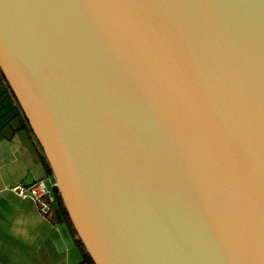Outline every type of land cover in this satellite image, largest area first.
Masks as SVG:
<instances>
[{"label": "water", "instance_id": "1", "mask_svg": "<svg viewBox=\"0 0 264 264\" xmlns=\"http://www.w3.org/2000/svg\"><path fill=\"white\" fill-rule=\"evenodd\" d=\"M0 73L95 264H264V0H0Z\"/></svg>", "mask_w": 264, "mask_h": 264}, {"label": "crops", "instance_id": "2", "mask_svg": "<svg viewBox=\"0 0 264 264\" xmlns=\"http://www.w3.org/2000/svg\"><path fill=\"white\" fill-rule=\"evenodd\" d=\"M13 97L0 73V264H83L82 250L58 202L53 198L45 217L32 199L10 190L37 180L51 189L55 182Z\"/></svg>", "mask_w": 264, "mask_h": 264}, {"label": "built area", "instance_id": "3", "mask_svg": "<svg viewBox=\"0 0 264 264\" xmlns=\"http://www.w3.org/2000/svg\"><path fill=\"white\" fill-rule=\"evenodd\" d=\"M10 190L20 198L32 199L41 215L46 217L51 212L53 195L43 180H37L28 186L17 184Z\"/></svg>", "mask_w": 264, "mask_h": 264}, {"label": "trees", "instance_id": "4", "mask_svg": "<svg viewBox=\"0 0 264 264\" xmlns=\"http://www.w3.org/2000/svg\"><path fill=\"white\" fill-rule=\"evenodd\" d=\"M16 103H17V102H16ZM17 105H18V103H17ZM18 108H19V110H20V115H21L22 118L24 119V125H27L28 128L30 129L28 123L26 122L25 117H23L24 115H23V113H22V111H21L19 105H18ZM47 164H48V163H47ZM47 166H48V168H49V172L52 173L50 166H49V165H47ZM51 191H52V193H53V198L58 202V204L60 205L61 210L63 211V214L65 215V218H66V220H67V223H68V226H69V228H70V231H71L72 235L74 236L75 240H76L77 243H78V246H79L80 249L82 250V253H83V261H82V263H83V264H95L94 261H93V259H92L91 256L89 255V253L86 251V249H85L83 243L81 242L80 238H79L78 235H77V232H76V230H75V228H74V226H73V224H72V222H71V219H70V217H69V215H68V212H67V210H66V208H65V206H64V204H63L62 198H61V196H60V193H59L57 187L53 186V187L51 188Z\"/></svg>", "mask_w": 264, "mask_h": 264}]
</instances>
